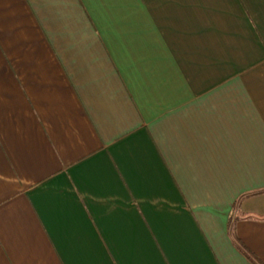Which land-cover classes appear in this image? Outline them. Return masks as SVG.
<instances>
[{"label": "crops", "instance_id": "0c3cea01", "mask_svg": "<svg viewBox=\"0 0 264 264\" xmlns=\"http://www.w3.org/2000/svg\"><path fill=\"white\" fill-rule=\"evenodd\" d=\"M0 264H264V0H0Z\"/></svg>", "mask_w": 264, "mask_h": 264}]
</instances>
